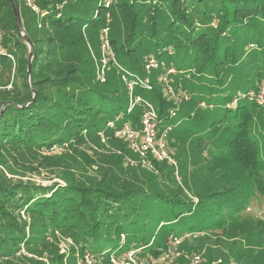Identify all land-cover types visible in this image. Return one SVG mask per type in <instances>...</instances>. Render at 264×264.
Returning a JSON list of instances; mask_svg holds the SVG:
<instances>
[{
  "label": "trees",
  "instance_id": "1",
  "mask_svg": "<svg viewBox=\"0 0 264 264\" xmlns=\"http://www.w3.org/2000/svg\"><path fill=\"white\" fill-rule=\"evenodd\" d=\"M36 1L46 12L43 17L23 0V7L19 5L34 51L28 86L29 47L18 35L9 1L0 0L6 5L0 7V109L5 104L0 113V164L15 162V150L54 151L66 144L99 173L81 180L65 166L57 174L62 183L43 185L10 180L0 166V264H59V253L48 262L44 259L50 231L70 236L80 253L107 264H113L108 260L111 253L120 256L130 249H138L142 264H147L144 255L164 257L169 235L184 238L211 231L230 241L264 232V215L255 213L258 198H264V150L251 132L258 104L248 96L257 92L264 76V0ZM114 15L123 24L119 33L110 26ZM104 27L122 70L138 79L135 93L148 94L159 127L171 126L168 134L185 137L168 116L173 103L157 91L159 79L144 89L143 84L151 83L144 75L146 59L175 56L178 69L200 77L199 84L205 81L207 100L197 101L207 104L206 119L197 118L201 124L183 130L195 137L188 146L202 151L206 169L218 173L214 187L203 186L204 191L189 197L180 185L136 181L135 174L117 173L124 170L121 154L103 166L97 162L101 155L84 147L89 133L100 139V130L111 129L108 122L119 126L130 121L140 128L141 104L128 112V92L96 77L87 30L99 38ZM170 65L162 62L155 70L160 75ZM193 67L197 74L192 75ZM181 79L186 77L181 74L173 82ZM182 144L183 138L177 140L180 153ZM147 157L150 172L164 163L150 153ZM173 176L176 179L174 170Z\"/></svg>",
  "mask_w": 264,
  "mask_h": 264
},
{
  "label": "rangeland",
  "instance_id": "2",
  "mask_svg": "<svg viewBox=\"0 0 264 264\" xmlns=\"http://www.w3.org/2000/svg\"><path fill=\"white\" fill-rule=\"evenodd\" d=\"M18 1L19 5L23 7L22 0ZM0 7L4 10L6 5L1 2ZM26 18L27 16H24V20ZM110 26L112 30H115L117 33L123 28V24L116 19L115 15L111 17ZM31 28L35 29L34 23ZM82 31L86 32L85 29H82ZM87 36L89 41L88 49L91 53L93 62H95L96 69L101 57V54L99 56L98 53H100L101 50L99 49V45L101 44L102 35L100 34L99 38H95L92 29H88ZM159 61L166 65L170 63L176 68H179V63L175 56L164 55ZM118 68L115 64L113 65L112 62L108 63L105 69V78L108 80V85L118 88L126 94V84L121 81V68ZM195 69L196 68L193 67L192 75L197 74ZM144 75L148 81H151L152 86L159 83L158 70L151 69L149 71H144ZM199 79L200 77L198 78L195 76L191 79H181L179 82L175 81L172 84L176 91H178L176 93H179L180 96L185 94L188 96L187 99L182 98V101L175 106L176 114L173 117V120L179 125V133L183 134L182 136H185L182 137L183 144L181 145L185 147L184 151L180 153L179 147L176 145L177 140H182V138L176 137V134H174L176 132L173 134L169 133L166 138V146L172 157L175 159L176 167L173 168L172 165L164 161V163H158L157 166L155 165L156 167L154 169L152 168V171L150 172L148 170V168H150L148 164H151L150 157H147L145 160L147 163L143 164L140 154L134 150L131 142L129 140H125L126 142H124L119 135L116 134V130H121L123 125H114L113 128L109 127L111 129L100 130L103 134L102 136L99 135L101 136L100 139L96 137L97 133H89L86 138L88 144L84 147L93 150L94 152H98L101 155V158L97 162L104 163L103 166H107L108 164L106 159H116L117 156L115 155L121 154L123 161V164H121L123 165L124 170H119L117 173L135 174L133 175L134 177L139 176L136 177V181H139L142 178H149L150 182L158 186L162 185L170 187L180 185L181 188L184 189V193H187H185L186 196L189 197H195L198 192L204 191L203 186L209 188L214 187L216 182L215 179L218 178V173L206 169L207 167L205 165L202 151L195 148L192 150V148L188 146L189 140L194 139L195 137L193 138L192 136L185 134L186 131L183 130L188 126L201 124L200 120L197 118L202 117L203 119H206L203 111L207 107V104H205V99L207 100V84L205 81H202L199 84ZM262 82H264V76L261 78V83ZM9 85L10 84H8V86ZM157 91L164 93L162 85L157 88ZM147 95L143 94V97L146 98L148 97ZM201 97L205 102L202 101V104H199L197 100H200ZM125 99L128 100V94H126ZM256 108L257 109L254 111V121L251 132L258 139L260 149L264 150V105H258ZM189 114H191V116ZM207 121H209V117L207 118ZM126 124L134 130H138L139 128V123L132 124L130 121H127ZM159 125L157 127L159 130L158 132L161 131ZM56 148L57 150L54 151L37 150L34 152L25 149L15 150L11 153L12 156H15L16 161L8 163L7 166L4 164H0V166L5 173L10 174V180L21 179L41 183L43 185H48L51 182L60 179L57 177L58 169L65 166L67 167V170L71 171L75 177H78L81 180L94 178L98 175L99 169H96V166L89 167L80 161L81 159H78L79 156L76 151H74L73 148H70L69 145H57ZM138 167H141V169ZM173 170L178 173L179 182L176 181L173 176ZM154 175H156V177L155 179H152ZM257 202L259 207L255 209V213L264 215V198H258ZM52 233L53 231H50L45 240L48 242L49 249L43 254L44 259H48V262L50 256L59 253L63 256V260H60L58 262L59 264H78L77 261L80 256L83 255L79 251L80 246L77 245L70 236L62 235L58 232L54 235H52ZM139 255L140 253L138 252L137 257H139ZM196 255L199 256L198 263H193L191 261L192 257ZM144 257L146 258V255H144ZM144 257L142 261L147 262V264H213L218 259L223 260L225 264H230L231 262L236 264H264V232L252 235L246 239L237 238L230 241L225 238H216L211 231H205V234L189 233L186 237L182 238L180 245L176 247L169 246V252H167L164 257L154 258L151 256L146 259ZM92 259L93 261L91 264H107L95 257ZM48 264L51 263L49 262Z\"/></svg>",
  "mask_w": 264,
  "mask_h": 264
},
{
  "label": "built area",
  "instance_id": "3",
  "mask_svg": "<svg viewBox=\"0 0 264 264\" xmlns=\"http://www.w3.org/2000/svg\"><path fill=\"white\" fill-rule=\"evenodd\" d=\"M25 5L28 6L34 13L38 14L40 17L45 15V11H43L39 5L37 4L36 0H23ZM107 27L103 28V35L101 40V57L99 59V64L96 66V77L100 81L105 80V69L109 62L116 65L118 69L121 71L120 78L123 82H125V86L128 92V101H127V111H131L137 104H141L142 106V113L140 117V128L138 130L132 129L127 124H123L121 130H116V134L119 136L124 137L126 140H129L134 148L137 151L141 159L144 163H147L145 160L147 159V153L158 160H164L176 167L175 159L169 153L166 147V137L168 132L171 129L170 125L164 126L160 132H158V125L160 120L158 119V113L154 106V104L144 98L142 95L135 93V86L137 85V78H130L128 72L123 71L121 65L115 59L113 51L110 47L109 39H108V31ZM2 42V32L0 30V48ZM12 59L13 57L10 56ZM161 63L159 59L150 57L147 58L144 64V70L149 71L151 69H160ZM183 74L186 79L191 78V73L188 69H178L172 65L167 66L163 72L159 75V81L164 87V94L167 96V99L173 103V106L168 111V116L173 118L176 112V105L182 101V98L187 99V95L180 96L179 93H176L175 87L172 85L173 78L178 77L179 75ZM145 89H151L152 85L150 82L143 84ZM249 97L255 99L258 105H264V82L260 84V88L257 92H249ZM202 104V103H201ZM108 127L113 128V122H108ZM99 135H103L101 131L98 132ZM57 150V148H56ZM149 167L152 165L149 163ZM176 179L179 180L177 172ZM182 240V236H175L169 235L167 238V245L176 247L180 245ZM138 249H130L124 251L120 256L111 253L108 256V260L110 263L113 264H142L138 261L137 258ZM169 252V251H168ZM93 256L88 252L84 253L80 256L79 260L77 261L78 264H91L93 261ZM199 256H193L192 262L198 263ZM213 264H225L223 260L218 259ZM230 264H236L231 262Z\"/></svg>",
  "mask_w": 264,
  "mask_h": 264
},
{
  "label": "water",
  "instance_id": "4",
  "mask_svg": "<svg viewBox=\"0 0 264 264\" xmlns=\"http://www.w3.org/2000/svg\"><path fill=\"white\" fill-rule=\"evenodd\" d=\"M8 1H9L10 6H11V10L13 12V15H14V19H15V24H16L18 35L20 36V38L29 47V53H28V58H27V62H26V68H27L26 83H27L28 86H30V82H29V79H30V65H31V62H32V59H33V56H34L33 45L30 42V39H29V37L27 36V34L25 32V29H24V26H23V23H22V19H21V14H20V8H19L18 1L17 0H8ZM31 91L33 93V96H32V98H33L34 95H35V91H34V89H31ZM4 105L5 104H3L2 108L0 109V113L2 112ZM55 181H58V182L62 183V180H60V179H57Z\"/></svg>",
  "mask_w": 264,
  "mask_h": 264
}]
</instances>
